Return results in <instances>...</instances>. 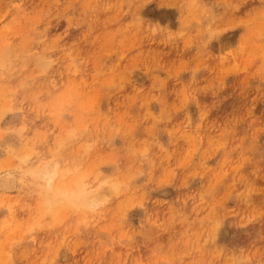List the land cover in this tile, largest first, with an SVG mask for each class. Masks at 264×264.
<instances>
[{
	"label": "rangeland",
	"instance_id": "374dc122",
	"mask_svg": "<svg viewBox=\"0 0 264 264\" xmlns=\"http://www.w3.org/2000/svg\"><path fill=\"white\" fill-rule=\"evenodd\" d=\"M1 173L0 264H264V0H0Z\"/></svg>",
	"mask_w": 264,
	"mask_h": 264
},
{
	"label": "bare ground",
	"instance_id": "6f19581e",
	"mask_svg": "<svg viewBox=\"0 0 264 264\" xmlns=\"http://www.w3.org/2000/svg\"><path fill=\"white\" fill-rule=\"evenodd\" d=\"M46 174V173H45ZM53 176H50L46 179L51 186V182L53 180ZM14 186V179L9 173H1L0 174V191H6L12 189Z\"/></svg>",
	"mask_w": 264,
	"mask_h": 264
}]
</instances>
